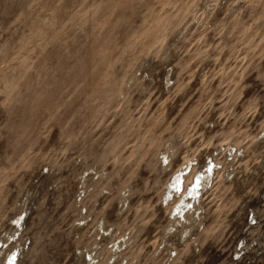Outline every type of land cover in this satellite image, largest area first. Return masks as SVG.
<instances>
[{"label": "rangeland", "instance_id": "obj_1", "mask_svg": "<svg viewBox=\"0 0 264 264\" xmlns=\"http://www.w3.org/2000/svg\"><path fill=\"white\" fill-rule=\"evenodd\" d=\"M212 158L203 224L169 237L167 182ZM263 161L264 0H0V247L20 264H264ZM117 206L115 257L94 233Z\"/></svg>", "mask_w": 264, "mask_h": 264}, {"label": "bare ground", "instance_id": "obj_2", "mask_svg": "<svg viewBox=\"0 0 264 264\" xmlns=\"http://www.w3.org/2000/svg\"><path fill=\"white\" fill-rule=\"evenodd\" d=\"M236 157H237V154H236ZM173 164H174V161L171 160L167 163L166 168L163 169L162 163H161L160 170H159L161 173V179L164 178V174L166 173L167 169L170 166H173ZM262 164L264 165V161L262 162ZM183 165H186V167H184V168L179 167L172 174L173 180L171 181L172 178H170V180L167 182V185L169 182H170V184L163 191L162 197H161L162 198V206L164 205L163 204V202H164L165 204H167V206H171L170 212H172L173 209L175 210L174 211V222L171 225L169 237H176V238H178L179 241L182 240L185 236L192 237L193 235H196L197 234L196 229L198 227H201V225L203 224V218H204L203 215H204V213L206 214V210L204 209V206H202V205L204 204L205 193L207 192V188L209 187V185L211 183L213 184V182H214V178H215L216 172H217L216 169H217L218 163L215 161L214 158H212L210 161H208V164H207L208 169L204 172L194 174L193 180L190 184L191 185L190 188H188L189 186H186V181L188 180L189 176L191 175L192 171L194 170V166L192 163L189 164V160L187 162H184ZM183 165H181V166H183ZM178 194H181L180 199L176 203H174L176 195H178ZM127 200H129V198H125V201H127ZM172 201H174V202H172ZM198 203H200V206H202V207L196 208V204H198ZM191 207L193 208V210H195V208H196V210L190 216L189 211H190ZM129 208H130V203L127 207V210ZM199 209H201V210H199ZM28 211H29V208L22 210L19 214H17L12 219V223L10 225L11 232H7L4 236L1 237V239L4 240L5 237H13L15 235V233L20 231V230H24L21 237L24 234H26L27 228L25 229V227L27 226V223L30 219V215L23 217L22 213L25 212L26 214H28ZM119 212H120V210H119L118 206L112 207L108 211L107 215L102 217L101 222H99V221L96 222L95 225H97V229H96V232L94 233V235L95 234L100 235L102 233L101 234L102 239H104L105 237H111V241L114 244L113 248L114 247L117 248L116 253L114 252L115 257H116L117 252L120 251V249H122V247H124L123 245H126V243H128V240H130L132 238L130 236L127 241H125V240L117 241V239H118V238H116L117 237V234H116L117 229L109 230V228L105 227L107 222L114 221L115 219H117V217H119ZM122 215H124V213H122ZM87 219H88V217H84L82 220L87 221ZM183 221H185V223H188V225L190 224V228H185V226L183 225ZM98 222L100 223L99 226H98ZM89 224L90 223H88L87 226H89ZM100 229H101V232H100ZM85 230H86V227L83 228V231H85ZM169 241H167V242H169ZM186 243H187V241H186ZM3 247L4 246L2 244V247H0V259L4 256V257H7L6 258L7 261L5 260L6 261L5 264H20V250L19 251H18V249L13 250V252H12L11 247H8L6 250ZM242 248H243V246L240 249H242ZM79 249L80 248H78V250ZM173 250H174V248H173ZM75 254L78 257L80 264H90L93 260V258H91L92 257L91 254H89V256H88L89 258H87L86 254L84 255V253L82 251H80L79 254H77V253H75ZM118 260H119V258H118ZM0 264H3V262H1V260H0ZM117 264H123V261L117 262Z\"/></svg>", "mask_w": 264, "mask_h": 264}]
</instances>
